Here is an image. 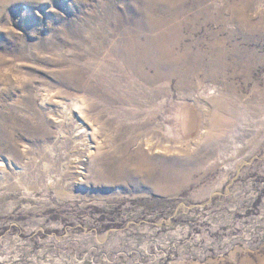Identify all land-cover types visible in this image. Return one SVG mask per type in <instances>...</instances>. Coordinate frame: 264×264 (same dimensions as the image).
Returning a JSON list of instances; mask_svg holds the SVG:
<instances>
[{"label": "rangeland", "instance_id": "1", "mask_svg": "<svg viewBox=\"0 0 264 264\" xmlns=\"http://www.w3.org/2000/svg\"><path fill=\"white\" fill-rule=\"evenodd\" d=\"M145 2L0 0V264H264V0Z\"/></svg>", "mask_w": 264, "mask_h": 264}, {"label": "bare ground", "instance_id": "2", "mask_svg": "<svg viewBox=\"0 0 264 264\" xmlns=\"http://www.w3.org/2000/svg\"><path fill=\"white\" fill-rule=\"evenodd\" d=\"M159 1L146 0L145 5L143 4L144 10L146 11L149 5H151L153 8L157 7L156 2ZM173 1L174 4L176 3L184 4V2L187 0H173ZM244 6L246 5L244 4ZM182 9L185 10L186 7L185 8L182 7ZM160 10H163V16L160 19H156L152 17L153 30L157 31V34L152 36L143 46L142 51L144 53V56L149 64L167 63L172 65L173 74L182 71L181 70V65H182L184 68H186L183 70L184 74L186 76H189L193 74L194 71V68H190L191 64L195 65V69L197 67H201L203 65V60L207 55L206 52L201 51L200 48L196 50L194 48V44L189 42V36L191 33L195 32L196 28L192 26L189 27V26L181 25L182 23H176L170 26L169 20L172 17L176 18L179 15L178 14L179 10L177 8L172 9L168 14L166 12L165 7H162ZM147 16L150 19L149 13H147ZM166 17H168V19ZM215 45L216 43L214 42L213 51L210 52L212 53L213 55L212 58L214 60L224 55V50L217 48ZM188 64L190 65L187 67ZM76 105H78V103H76ZM82 113L83 111L81 110L78 115L79 119L77 120L78 126L76 132L78 135L81 134V137L84 136L85 139L88 140L87 145L89 147H92L94 133L93 131H90L89 127L87 126L88 122L86 119L83 118ZM96 130L97 129H95V131ZM82 140L84 139L81 138V144L83 142ZM145 143L148 146H152L153 140L149 137L145 139ZM140 154L143 155V152L141 151Z\"/></svg>", "mask_w": 264, "mask_h": 264}]
</instances>
